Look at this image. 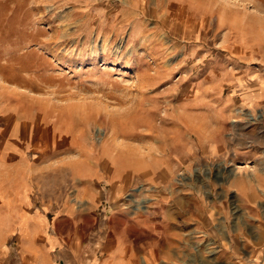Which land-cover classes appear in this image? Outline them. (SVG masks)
<instances>
[{"label":"rangeland","instance_id":"rangeland-1","mask_svg":"<svg viewBox=\"0 0 264 264\" xmlns=\"http://www.w3.org/2000/svg\"><path fill=\"white\" fill-rule=\"evenodd\" d=\"M0 103L39 167L106 143L173 167L126 196L161 197L153 264H264V0H0Z\"/></svg>","mask_w":264,"mask_h":264},{"label":"crops","instance_id":"crops-1","mask_svg":"<svg viewBox=\"0 0 264 264\" xmlns=\"http://www.w3.org/2000/svg\"><path fill=\"white\" fill-rule=\"evenodd\" d=\"M11 115L18 131L0 129V264H153L160 258L162 244L147 240L145 217L156 212L161 197L151 193L131 208L126 196L133 178L155 185L152 176L169 165L162 168L143 154L135 158L129 144L120 150L106 143L96 152L87 145H66L70 150L61 153L63 159L39 167L25 152L27 142H19L21 121ZM186 206L174 201L159 212H194L192 202ZM102 212L110 214L100 226ZM135 217L138 224L132 223ZM132 231L141 239H132Z\"/></svg>","mask_w":264,"mask_h":264}]
</instances>
